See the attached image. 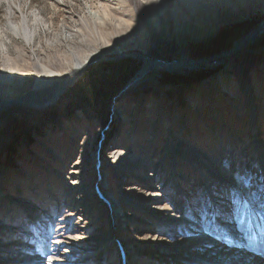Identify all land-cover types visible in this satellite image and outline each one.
Here are the masks:
<instances>
[{"label": "rangeland", "instance_id": "rangeland-1", "mask_svg": "<svg viewBox=\"0 0 264 264\" xmlns=\"http://www.w3.org/2000/svg\"><path fill=\"white\" fill-rule=\"evenodd\" d=\"M193 1L202 7L201 0H0V33H6L0 36L5 44L0 45V101L21 97L38 76H46L40 75V62L60 75L91 54L110 58L84 68L48 107L12 104L0 112V264H201L210 257L215 261L208 264H215L216 253L197 244L190 225L197 222L195 215L211 219L218 199L211 202L206 188L222 192L232 186L220 178L207 184L205 164L213 155L222 152L220 162L226 160L223 166L217 162L221 177L237 167H229L233 163L264 166V32L236 57L231 73H222L223 66L152 71L112 100L145 63L140 57L113 59L120 52L205 59L231 50L264 21V0H235L231 5L237 8L221 0L213 23L185 9L182 15L179 9ZM207 1L202 0L205 7ZM9 10L19 26L24 17L31 23L27 34L6 29ZM219 73L222 82L207 81ZM165 115L171 131L184 127L181 140L188 153L167 139ZM115 144L127 155L107 163L106 188L124 208L121 223L108 203L89 191L91 185L79 197L70 179L77 161L92 170L94 153L104 156ZM97 175L92 173L94 184ZM127 179L136 189L125 188ZM250 195L252 203L241 200L245 208L264 204L263 195ZM253 217L247 212L234 220L251 228ZM253 233L236 241L232 236L228 247L258 246L262 233ZM112 235L115 242H106ZM122 246L132 248L128 255Z\"/></svg>", "mask_w": 264, "mask_h": 264}, {"label": "bare ground", "instance_id": "bare-ground-1", "mask_svg": "<svg viewBox=\"0 0 264 264\" xmlns=\"http://www.w3.org/2000/svg\"><path fill=\"white\" fill-rule=\"evenodd\" d=\"M10 1V0H8ZM12 1V0H11ZM235 0H226L227 6L230 7V5L233 3ZM160 3V2H159ZM205 3V2H204ZM204 3L201 0L202 7H198L197 5L199 4L198 1L196 2H188L187 6L184 8L179 9L183 15L186 16V13L190 11L191 13H196L198 16L202 18H208L211 17L213 18V21H210L209 18L206 19L213 23L218 17V12L221 10L222 7L221 5V0H208L207 4L209 5L208 7H205ZM233 8H237V3L231 5ZM187 12H185V10ZM36 18H38V12H35ZM6 29H9L16 32L17 34H20L23 31L27 34L28 32V27L26 25H31V23L28 22L27 18L24 17L22 18V26H19L14 20H13V12L9 10V13L6 15ZM41 21V20H40ZM21 24V23H20ZM34 27L38 24L34 23ZM36 26V27H37ZM32 28V27H31ZM39 28V27H38ZM35 30V28L33 29ZM36 31V30H35ZM34 31V32H35ZM0 32H1V27H0ZM264 32V21L262 24H259V27L251 31L250 33L246 34L245 36L241 37L238 39L236 42L235 46L229 50L226 51L222 54H217L216 56L210 57V58H205V59H199L195 60L189 57L187 53L185 56L181 59L178 60H169L162 57H159L156 59V61L151 58L148 55H143L139 53H130L134 54L142 59H145V63L143 64V67L141 70L138 72L136 75V79L131 83V87L129 88L130 90L133 89L134 87L138 86L142 81L145 76H147L149 73L152 71L155 72V74H160L162 71H170V72H179V73H188L190 70H199L204 67H207L209 69H217L220 66H223V69H220L222 73H231L233 72L234 64L233 61L236 59V57L240 56L243 52L248 49V46L251 45L252 42L256 40L257 37L260 36V34ZM6 34V33H5ZM5 34L0 33V36H4ZM34 34V33H32ZM6 36V35H5ZM1 47L4 48L5 44L4 41L2 40L0 43ZM1 48V49H2ZM122 54H127L120 52V55ZM119 55V56H120ZM107 58L106 53L98 54L94 53L89 55L88 57L84 58L82 61L81 60H76L74 63L75 68L72 69L71 71H67L64 74H56L50 67L45 65L44 63L40 62L38 64V68L41 71L40 75H46V76H38L36 79L34 85L32 86L31 90L27 93H24L21 97H18L16 99L20 100H26L27 103L24 104L27 109H42L45 107H48V105L41 106L43 105L42 102H46L49 99L50 102H55V97H57L61 91L63 90L66 82L70 81L73 77L76 75H79L84 68L87 66L103 59ZM8 59V58H7ZM153 59V60H152ZM232 69V71L230 70ZM227 72H226V71ZM219 71V72H220ZM54 75H59V77H54ZM48 76V77H47ZM40 77V78H39ZM210 78L207 79V81H210L209 83L215 84V82H222L221 74H215L213 76H209ZM128 89V91H129ZM235 100H238L236 97ZM2 101V100H1ZM4 102L8 100H4ZM48 104L50 103L47 101ZM46 102V103H47ZM10 106V104L4 103L0 105V112L5 109L6 107ZM259 116V115H258ZM162 124L164 125L163 128L165 127L166 133H167V139H173L177 141V148L176 150L182 151L183 153L187 152L188 149L185 146L182 138H184V127L182 129L178 128L175 129L176 132L171 131V125L169 122V118L167 115H165L162 118ZM126 120V119H125ZM160 131V129H159ZM162 131V130H161ZM158 133V132H157ZM164 134V133H163ZM162 134V135H163ZM219 138V137H217ZM230 140V139H229ZM166 141V140H165ZM189 141V140H188ZM190 142V141H189ZM207 147V146H206ZM84 149V148H83ZM123 148L120 145H113L111 148L108 149V152L106 155L100 156L98 155L97 152L94 153L93 156V163L94 166L92 170H89L87 167H83L81 164V161L76 162V166H74L75 172L74 176H72L70 179L76 184L75 189L78 190V196L81 197L83 195H87V190H89V185H91V189L89 191H95L94 193L97 195H100L99 197H102V199L108 203L109 209H111L112 214L115 217L116 222L121 223L123 218L121 216L123 215L124 208L120 204L119 198L115 195L112 194V192L106 188V169H107V163L112 161L115 162L119 160V158H122L124 155H127L126 150H122ZM219 150V149H218ZM261 150L262 146H261ZM218 152V151H217ZM227 152V151H226ZM188 153V152H187ZM215 154V153H214ZM231 156L234 157V155H230L229 160H231ZM127 158L130 157V155L126 156ZM228 157V154L225 156ZM224 159V155L221 152V155H213L211 157V161L207 162L205 164V167H208V172H209V179L207 181V184L210 183L214 186V180H220L222 179V183H231L232 186H228L226 189L222 190H217L214 192V188H206L209 196V200L212 202L216 200L215 198L217 197V201L213 202V210L210 214L211 219L207 221V219L204 220H199V217L195 215L194 219L197 220V222H193L192 229L190 228V232H194L195 238L201 242L197 244H202L206 246V249L210 251V253H216L217 256V261L215 264H264V204L262 206L257 205H251L250 208H245L247 206L243 205L241 203V200L243 201H249L250 203L253 202L252 198L255 196L250 195V191H254L256 195L261 194L264 196V174L260 173L259 171L262 170L264 172V166L262 167H241L239 164H230L231 166L229 167H235V169H228L230 172H228V175L226 177H221L220 175L216 174L215 170L219 166H223L222 163H225V161L220 162V160ZM234 160V159H233ZM217 162H219L221 165H219ZM236 163V162H235ZM208 164L212 165V169L209 168ZM219 165V166H218ZM264 165V162H263ZM176 170L177 169V162H176ZM98 175H97V173ZM227 172V171H225ZM33 173V172H32ZM92 173L94 175H97L98 182L94 184L92 182ZM157 174L158 172L154 169L152 170V174ZM76 174V175H75ZM89 174H91V180L89 179ZM180 174L178 173V176ZM239 175V176H238ZM156 176V175H155ZM202 176V175H201ZM194 177V176H193ZM205 177L207 176H202L203 181H205ZM213 178V179H212ZM220 178V179H219ZM131 180V179H130ZM130 180L127 179L125 181V188L128 190H133L136 189L134 182H130ZM213 181V182H212ZM246 181V183H245ZM72 183V182H71ZM188 183V182H187ZM185 185V184H184ZM187 185V184H186ZM191 185V183H190ZM153 188V187H151ZM150 188V189H151ZM180 190V189H179ZM156 191V190H155ZM205 191V190H204ZM237 191L236 193H233ZM239 192H242L244 194L240 195ZM152 194V193H151ZM180 194L181 190H180ZM179 194V195H180ZM217 194V195H215ZM92 195V193H91ZM94 195V194H93ZM229 198L227 199V197ZM83 199V197H82ZM231 199V200H230ZM184 200H187L184 199ZM234 201V203H233ZM185 202V201H184ZM178 207L180 209H184V206L179 205V200H178ZM181 203H183L181 201ZM220 204V208L217 209V205ZM215 206V207H214ZM182 209V210H183ZM245 210H253L255 211V217L258 218V224L251 223V228H246L245 226H238L236 221L234 220L235 215H243V211ZM178 213V212H177ZM125 215V214H124ZM248 216V215H247ZM179 217V216H178ZM117 223V224H119ZM241 231L244 232L241 233ZM254 232L256 235H259V233H262L263 235V241H260L258 246L257 243H253V248L248 247L247 249L242 248H237L238 247V242L236 245V242L233 244L235 245L234 248L228 247V243H230L231 240L229 239H237V236L241 235L242 237L247 235V233ZM253 233V234H254ZM262 235H259L258 237H262ZM233 236V237H232ZM254 236V235H253ZM241 237V238H242ZM255 238V237H254ZM117 240V239H116ZM229 240V241H228ZM250 240V239H249ZM248 240V242H250ZM106 242L114 243L115 238L113 235L109 237ZM245 243V242H244ZM252 243V242H251ZM250 243V245H251ZM245 246V245H244ZM259 250H258V249ZM122 250L125 251V253L128 255L129 250H132L131 247H125L122 246ZM126 255V258H127ZM232 258H234L232 261ZM211 261H210V260ZM203 259L201 264H208V262H212L213 258ZM215 261V260H213Z\"/></svg>", "mask_w": 264, "mask_h": 264}, {"label": "water", "instance_id": "water-1", "mask_svg": "<svg viewBox=\"0 0 264 264\" xmlns=\"http://www.w3.org/2000/svg\"><path fill=\"white\" fill-rule=\"evenodd\" d=\"M120 57H138V56H136V55H134V54H129V53H127V54H122V55H120V56H118V57H115V58H113V59H116V58H120ZM212 57V56H211ZM207 58H210V57H207ZM103 59H106V58H103ZM103 59H101V60H103ZM107 59H110V58H107ZM155 61H156V59H155ZM81 74V73H80ZM80 74L79 75H76L75 77H73L70 81H68V82H66V84H65V86H64V88H63V90L61 91V93L57 96V97H55V102L67 91V89H68V87H70V86H72L74 83H75V81H77V79L79 78V76H80ZM136 79V75L127 83V85L124 87V88H122V90L114 97V99H112L113 101H115L116 99H118L120 96H123V94L131 87V83L134 81ZM50 100H52V99H49V100H47V101H49L50 102ZM46 101V102H47ZM27 103V101L26 100H20V99H10V100H8V101H6V102H4L3 100L2 101H0V105H2V104H4V103H7V104H10V105H12V104H19V105H24V104H26ZM46 102H42V104L43 105H41V106H45V105H52L53 103H55V102H50L49 104H48V102L46 103ZM112 112H113V110H112ZM114 113V112H113Z\"/></svg>", "mask_w": 264, "mask_h": 264}, {"label": "snow or ice", "instance_id": "snow-or-ice-1", "mask_svg": "<svg viewBox=\"0 0 264 264\" xmlns=\"http://www.w3.org/2000/svg\"><path fill=\"white\" fill-rule=\"evenodd\" d=\"M245 183H246V181H245ZM246 206H247V203H246Z\"/></svg>", "mask_w": 264, "mask_h": 264}]
</instances>
